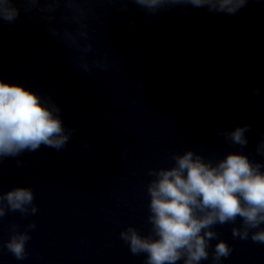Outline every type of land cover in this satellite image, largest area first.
I'll list each match as a JSON object with an SVG mask.
<instances>
[{"label":"clouds","instance_id":"clouds-1","mask_svg":"<svg viewBox=\"0 0 264 264\" xmlns=\"http://www.w3.org/2000/svg\"><path fill=\"white\" fill-rule=\"evenodd\" d=\"M249 0H0V22L14 24L21 12L27 19L42 21L55 41L71 53L75 66L84 73L107 71L110 54L96 38L97 25L125 16L131 7L146 18L185 15L191 8L210 14L235 15ZM2 26V23H0ZM259 94V90H254ZM61 109L50 97H41L19 84L0 80V158L36 151L41 145L63 148L72 130H65ZM251 125L218 131L224 140L244 149L245 133ZM264 157V140L256 146ZM167 167L148 169L149 197L146 234L133 225L119 233L133 256H144L143 264H222L233 251L220 239L216 228L232 225L233 239L264 244V163L241 152L223 158L205 157L186 149L169 157ZM31 187H0V222L10 213L21 219L38 208ZM34 222L12 223L8 239L0 242L16 260L27 258L26 245ZM212 241H216L213 245Z\"/></svg>","mask_w":264,"mask_h":264}]
</instances>
